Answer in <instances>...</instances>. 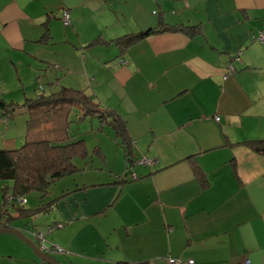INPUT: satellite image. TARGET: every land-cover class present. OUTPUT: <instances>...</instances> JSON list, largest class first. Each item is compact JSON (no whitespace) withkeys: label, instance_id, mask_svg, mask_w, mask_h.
<instances>
[{"label":"crops","instance_id":"obj_1","mask_svg":"<svg viewBox=\"0 0 264 264\" xmlns=\"http://www.w3.org/2000/svg\"><path fill=\"white\" fill-rule=\"evenodd\" d=\"M150 27L162 29L123 50L114 41ZM262 33L264 0H0V86L15 81L24 100L60 85L92 93L126 119L134 156L159 158L135 166V180L63 177L38 203L25 198L45 211L11 226L42 225L65 249V261L49 254L61 264H264V154L243 143L264 138ZM14 115L0 121V148L24 140L27 115ZM193 154L208 186L185 159ZM0 264L51 263L2 232Z\"/></svg>","mask_w":264,"mask_h":264},{"label":"trees","instance_id":"obj_2","mask_svg":"<svg viewBox=\"0 0 264 264\" xmlns=\"http://www.w3.org/2000/svg\"><path fill=\"white\" fill-rule=\"evenodd\" d=\"M166 28L178 29L181 27L168 26ZM161 29L150 27L145 30L126 33L117 37L114 41L123 50L140 38ZM99 39V37L95 38L90 44L99 42ZM39 87L43 88V84H40ZM17 107L27 115L25 135L23 144L20 146L0 148V180L4 183L10 180L11 182L9 183L12 184L11 190L9 185H1L0 187L3 190L2 199L0 200V226L10 227V221L14 217L24 218L40 210L45 211V203L36 208L26 207L25 196L32 191H39L41 197H44L50 192L52 185L59 179L84 169L85 166H80L75 159H86L89 156L84 138V132L88 131V126L82 125L86 130L79 132L80 137L72 135L70 123L72 121L71 114L75 107H79L80 109V113L77 115L79 120L91 118V122V120L96 118L100 121V129H103L105 126L112 128L115 140L124 151L126 157L125 164L127 165L124 174L116 175L115 179L118 183L138 179L139 173L135 170V166L143 165L151 167L159 162L157 156L146 154L134 156V140L129 134L127 121L123 115L116 109L104 105L95 95L83 89L69 85H60L57 90L38 92L36 96L26 97L22 102H6L0 97V120L8 122L13 118L12 113ZM216 118L219 119V116H216ZM79 126L81 128V124L78 125V128ZM92 130L94 129L92 128ZM243 143L253 150L264 154V138L244 140ZM95 146L94 151L101 153L100 146ZM145 157H156L158 160L152 165H144L139 161ZM196 158V154L185 157V159L193 164L196 176L202 182V186H208L209 181L202 173ZM133 173L136 175L134 176ZM9 194L13 196V199H10ZM19 197L23 198L22 203L17 201ZM8 202H12L14 205H11L14 208L13 212L8 208ZM15 213H18V215H15ZM53 225L55 224L47 226L49 228ZM24 227H20L23 232ZM35 230L42 231L44 234H46V231L39 229L34 224L32 225L30 232L33 235V239L39 242L40 239H36L33 234ZM120 264L128 263L120 262Z\"/></svg>","mask_w":264,"mask_h":264},{"label":"rangeland","instance_id":"obj_3","mask_svg":"<svg viewBox=\"0 0 264 264\" xmlns=\"http://www.w3.org/2000/svg\"><path fill=\"white\" fill-rule=\"evenodd\" d=\"M9 90H11L13 92L10 95L11 97L6 98L7 102H11V101L22 102L24 100L22 98V95L19 94V89L16 88V82L15 81H13L12 84H5V85L0 86V92H3V91L6 92ZM0 97H1V95H0ZM10 98H13V99H10ZM17 108L12 113V115L15 114L14 116H16V117L17 116L20 117V115H25L19 108L18 109ZM78 113H80V109H79V107H75L72 114H71V120L72 121L70 123V125H71L70 131L74 137L76 136V134L78 132L86 130L83 127L88 125V123L90 122V119H91V118H86L85 120L82 119V121H81L77 117ZM0 121H2V120H0ZM80 124H81V128L79 130L78 125H80ZM82 125H84V126H82ZM106 127H107V129H110V130L112 129L108 126H106ZM87 128H88V131L84 132V135H85L84 138L86 139V145H87V148L89 151V156L86 159H84V158H76L75 159V161L80 166H85L84 169H82L79 173H83L84 177L90 178V179H96L99 174H100V176L103 175L104 176L103 178H111V179L116 177L117 174H124V172L127 168V165L125 164V159L123 157L124 151L121 148V150H119L120 155L118 156V150L116 148V145L114 144V142H117L115 140V135L113 134L114 132L110 134V137H106L104 128L100 129V125H97L96 127H92L94 130H92L91 126L87 127ZM111 131H113V130H111ZM97 134H99V137L102 138L103 143H99V141L97 139V137H98ZM21 144H23V142L19 143V145L15 146V147H18ZM95 145H100L102 148H104L106 150L108 156L106 155V153H104V155H102V153H99L98 151H94ZM8 146H9V144H8ZM11 146L14 147V145H12V144H11ZM8 148H11V147H8ZM110 168H112L113 170H118L117 174L112 176V177H106ZM70 178H73V180L75 178H77V180L75 182V183H77L79 180L82 179V175L79 174V176H78L76 174L75 175L71 174V175L65 176L61 183H65L66 181L70 180ZM103 178H102V180H104ZM9 182H11V181L9 180ZM1 183H3V182L0 180V185H1ZM59 185L61 186V184H58V182L55 183L52 186L51 190H54V191L57 190L60 187ZM40 195H41V193L39 191H32L31 193L27 194L25 196V198L26 199L30 198L32 202L35 200V203H38L39 199H40ZM44 197H42V198H44ZM1 199H2V195L0 194V200ZM11 211L13 212L14 208L11 209ZM46 213L47 212H41V213L37 214L34 218H36L37 216H43ZM26 221H28V220H26ZM33 224L34 223H32V221H31V223H26L25 227H24V234L28 237H31V238H33V235L30 232L32 230ZM38 228L44 230L42 225H40ZM52 256H54V257H56L62 261H65L64 258L62 256H60V254H56V255L52 254Z\"/></svg>","mask_w":264,"mask_h":264},{"label":"built area","instance_id":"obj_4","mask_svg":"<svg viewBox=\"0 0 264 264\" xmlns=\"http://www.w3.org/2000/svg\"><path fill=\"white\" fill-rule=\"evenodd\" d=\"M61 19L65 24H69L70 20H71V15H70V10L68 8H65L62 11L61 14ZM264 37V34L262 33L261 36L259 37L260 39H262ZM239 53V52H238ZM236 54V58L239 59V54ZM235 70V66L233 63H229L227 66H225L224 71H226L224 78H227L229 76V74L232 73V71ZM157 158L156 157H152V158H142L139 162L144 164V165H152L154 163L157 162ZM133 175L135 176L136 174L133 173ZM10 199H13V196H10ZM18 202L22 203L23 202V198L19 197L17 199ZM16 201V202H17ZM60 225H62V223H60ZM34 236L40 239L39 242H37L39 248L44 251L47 254H52L55 252H59V253H64L65 249L64 247H62L61 245H59L58 243H54V242H49L46 234H44L42 231H34ZM246 262L248 264H252L251 261L249 259L246 260ZM168 263L169 264H196L195 263V259L193 258H188V259H182V258H176V257H168Z\"/></svg>","mask_w":264,"mask_h":264},{"label":"water","instance_id":"obj_5","mask_svg":"<svg viewBox=\"0 0 264 264\" xmlns=\"http://www.w3.org/2000/svg\"><path fill=\"white\" fill-rule=\"evenodd\" d=\"M2 232H10V233H15V234L19 235L22 239H24L25 241L30 243V245L37 251L39 256L42 259H44L46 262L51 263V264H61L58 261L54 260L50 255H48L47 253L42 251L38 247L37 242L33 238L26 236L20 228H16L13 226H10V227L9 226H0V233H2Z\"/></svg>","mask_w":264,"mask_h":264},{"label":"bare ground","instance_id":"obj_6","mask_svg":"<svg viewBox=\"0 0 264 264\" xmlns=\"http://www.w3.org/2000/svg\"><path fill=\"white\" fill-rule=\"evenodd\" d=\"M39 231V230H38ZM58 253V252H57ZM58 254H60V253H58ZM61 256V255H60Z\"/></svg>","mask_w":264,"mask_h":264},{"label":"clouds","instance_id":"obj_7","mask_svg":"<svg viewBox=\"0 0 264 264\" xmlns=\"http://www.w3.org/2000/svg\"><path fill=\"white\" fill-rule=\"evenodd\" d=\"M35 240V239H34ZM36 241V240H35ZM38 245V244H37ZM39 247V246H38ZM49 255V254H48Z\"/></svg>","mask_w":264,"mask_h":264}]
</instances>
